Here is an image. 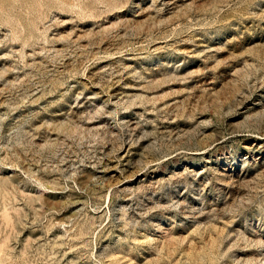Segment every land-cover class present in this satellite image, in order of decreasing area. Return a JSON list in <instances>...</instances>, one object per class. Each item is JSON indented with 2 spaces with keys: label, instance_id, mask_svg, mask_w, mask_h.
I'll return each instance as SVG.
<instances>
[{
  "label": "rangeland",
  "instance_id": "rangeland-1",
  "mask_svg": "<svg viewBox=\"0 0 264 264\" xmlns=\"http://www.w3.org/2000/svg\"><path fill=\"white\" fill-rule=\"evenodd\" d=\"M0 264H264V0H0Z\"/></svg>",
  "mask_w": 264,
  "mask_h": 264
}]
</instances>
